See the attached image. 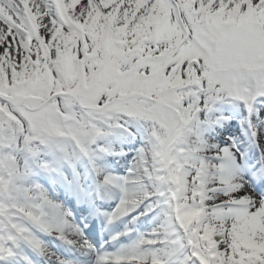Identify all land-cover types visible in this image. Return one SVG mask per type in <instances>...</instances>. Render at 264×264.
<instances>
[{
    "label": "snow or ice",
    "instance_id": "1",
    "mask_svg": "<svg viewBox=\"0 0 264 264\" xmlns=\"http://www.w3.org/2000/svg\"><path fill=\"white\" fill-rule=\"evenodd\" d=\"M0 264H264V0H0Z\"/></svg>",
    "mask_w": 264,
    "mask_h": 264
},
{
    "label": "rangeland",
    "instance_id": "2",
    "mask_svg": "<svg viewBox=\"0 0 264 264\" xmlns=\"http://www.w3.org/2000/svg\"><path fill=\"white\" fill-rule=\"evenodd\" d=\"M225 114L227 115V113H225ZM238 129H239V131H237ZM245 129H246V125H244L239 118H230V119H228V120H226L224 122V124L218 129V131L221 132L224 137L232 136V134H233L234 138H236L237 140H239L240 142L243 143V139L242 138H245L244 140H246ZM216 142L217 143L220 142V137L219 136H217ZM117 168H119V167H117ZM116 171H118V169ZM119 171H122V169L120 168ZM113 205H114V202H113ZM85 223L88 224V227L86 228V230H84L85 231V235L88 236L90 239H92L94 241H97L98 229L99 228H101L102 230L104 229V221L102 219H96V220L89 219ZM94 224H96L97 227ZM92 226H93V228H92ZM98 226H99V228H98ZM114 227L116 229L122 228L123 227V222H118L116 225H114ZM105 237L107 238L106 235L104 236V238ZM64 251H67V249L65 247H63V252ZM62 254H64V253H62ZM65 255H70V253L67 251L65 253Z\"/></svg>",
    "mask_w": 264,
    "mask_h": 264
},
{
    "label": "bare ground",
    "instance_id": "3",
    "mask_svg": "<svg viewBox=\"0 0 264 264\" xmlns=\"http://www.w3.org/2000/svg\"><path fill=\"white\" fill-rule=\"evenodd\" d=\"M237 131H239V129L237 130ZM238 133V132H237ZM232 137H233V134H232ZM243 139V142H245V138H242ZM107 162L108 163H112L113 162V158H111V157H109L108 158V160H107ZM118 169V171H119V169L120 168H115V170H117ZM114 206V205H113ZM105 207H107V205L105 206ZM78 219V222H80V217H78L77 218ZM86 219H84L83 220V222L85 221ZM139 226V225H138ZM106 234L103 232V230L101 229V228H99L98 229V232H97V242L102 238V236H103V238H104V236H105ZM106 238V237H105ZM46 239H50V247H53L54 248V250H57V251H59L60 253H66L67 251H64L63 252V247H65L64 245H62V244H60V242H58V241H55V240H53V239H51V238H46ZM59 243V244H58Z\"/></svg>",
    "mask_w": 264,
    "mask_h": 264
}]
</instances>
